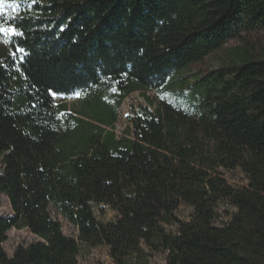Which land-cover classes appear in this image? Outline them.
<instances>
[{"label": "trees", "instance_id": "16d2710c", "mask_svg": "<svg viewBox=\"0 0 264 264\" xmlns=\"http://www.w3.org/2000/svg\"><path fill=\"white\" fill-rule=\"evenodd\" d=\"M260 28L264 0H0V264H79L51 208L116 264H150L144 246L165 264H264V57L192 71ZM135 92L148 105L119 137ZM13 229L39 241L10 257Z\"/></svg>", "mask_w": 264, "mask_h": 264}, {"label": "rangeland", "instance_id": "374dc122", "mask_svg": "<svg viewBox=\"0 0 264 264\" xmlns=\"http://www.w3.org/2000/svg\"><path fill=\"white\" fill-rule=\"evenodd\" d=\"M247 49L258 57H264V28L248 31L240 30L236 35L230 39L224 48L209 57L206 58L204 63L196 65L192 68V71L197 72L198 70H216L232 59L236 58L237 53L241 52V49ZM147 96L154 98L153 92L147 93ZM68 103L70 108H74L76 104L75 98H69ZM147 102L141 92H135L128 97L120 111V117L116 125V134L119 137L124 136L125 130L131 126V119L133 117V110L144 106L147 107ZM153 109V107H151ZM223 176L227 179L229 184L235 188H242L247 186L248 178L241 170L234 171H223ZM93 210L96 218L101 222H109L115 219L116 213L105 205H93ZM234 210L227 204H222L220 207V213L223 216L221 221L222 224L229 221L226 218L227 213L233 212ZM50 212L55 220L61 223L63 232L66 236L74 238L79 242L81 247V253L79 256V264H116L109 255V249L107 247L91 248L84 243L79 241L78 228L64 219L59 215L54 208L50 209ZM192 208L188 205L182 204L178 208L176 215L183 221H188L191 217ZM14 215L10 201L5 194H0V218L11 217ZM170 232L177 230L176 226L167 227ZM39 239L32 234L28 229L16 230L13 229L8 233V241L4 244L5 251L12 257L14 252L19 247H26L30 244L38 242ZM144 250L147 253V259L150 264H165L167 259V252L161 251L154 253L144 246Z\"/></svg>", "mask_w": 264, "mask_h": 264}]
</instances>
